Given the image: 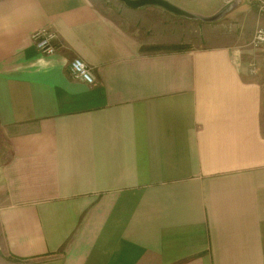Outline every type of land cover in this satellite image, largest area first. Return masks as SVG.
Returning a JSON list of instances; mask_svg holds the SVG:
<instances>
[{
  "label": "crops",
  "instance_id": "obj_1",
  "mask_svg": "<svg viewBox=\"0 0 264 264\" xmlns=\"http://www.w3.org/2000/svg\"><path fill=\"white\" fill-rule=\"evenodd\" d=\"M262 2L153 51L96 0H0V264H264Z\"/></svg>",
  "mask_w": 264,
  "mask_h": 264
},
{
  "label": "rangeland",
  "instance_id": "obj_2",
  "mask_svg": "<svg viewBox=\"0 0 264 264\" xmlns=\"http://www.w3.org/2000/svg\"><path fill=\"white\" fill-rule=\"evenodd\" d=\"M96 1L99 3V6L106 11V15H109L116 22L125 25L127 21L133 30L136 31L146 50H177L192 45L200 46L204 45V43L206 45V42H203L204 39L208 40L209 37H220L221 35H227L226 37H228L231 35L229 32L236 29L234 24L232 27H226L229 32L224 28H220V26H223L221 25L222 23H220V20L215 23L205 24L200 21H191L175 17L174 15L155 7H144L138 10H130L116 0ZM232 1L234 0H231L230 2ZM261 1H263L261 9L264 11V0H258L257 3H255V0H242L243 3L253 2L255 7L259 6L258 4H260ZM213 2L214 0H172L174 5L200 16H203L200 12L205 11ZM246 8H249L248 4L236 8L222 20H233L232 18L243 13V10ZM212 26L215 27L214 32L212 31L214 28ZM205 27H209V29L204 30ZM247 46L252 48L249 43ZM252 66L255 67L256 72L257 68L254 61L251 62L250 70Z\"/></svg>",
  "mask_w": 264,
  "mask_h": 264
},
{
  "label": "built area",
  "instance_id": "obj_3",
  "mask_svg": "<svg viewBox=\"0 0 264 264\" xmlns=\"http://www.w3.org/2000/svg\"><path fill=\"white\" fill-rule=\"evenodd\" d=\"M172 2V0H167ZM57 34L48 29H40L33 33L32 43L35 50L44 55H52L57 52ZM249 45L252 48H264V29L256 28L253 32ZM69 70L72 76L79 79L88 86L95 84L92 73L89 68L78 58L70 62ZM251 72H255L252 66Z\"/></svg>",
  "mask_w": 264,
  "mask_h": 264
},
{
  "label": "water",
  "instance_id": "obj_4",
  "mask_svg": "<svg viewBox=\"0 0 264 264\" xmlns=\"http://www.w3.org/2000/svg\"><path fill=\"white\" fill-rule=\"evenodd\" d=\"M122 3L126 8L131 10H138L144 7H155L159 8L171 15H174L178 18H183L191 21H200L205 24L215 23L219 20H222L226 15L234 11L242 3V0H234L229 4L222 7L215 14L204 17L190 13L167 0H116Z\"/></svg>",
  "mask_w": 264,
  "mask_h": 264
}]
</instances>
